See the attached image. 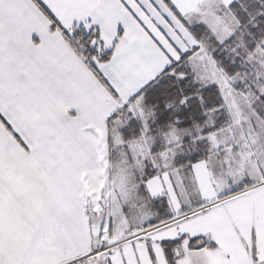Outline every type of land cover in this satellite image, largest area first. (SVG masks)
<instances>
[{
	"label": "snow or ice",
	"instance_id": "obj_1",
	"mask_svg": "<svg viewBox=\"0 0 264 264\" xmlns=\"http://www.w3.org/2000/svg\"><path fill=\"white\" fill-rule=\"evenodd\" d=\"M0 264H264V0H0Z\"/></svg>",
	"mask_w": 264,
	"mask_h": 264
}]
</instances>
